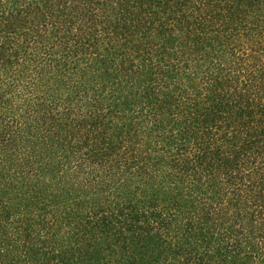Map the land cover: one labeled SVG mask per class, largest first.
Returning a JSON list of instances; mask_svg holds the SVG:
<instances>
[{
  "label": "trees",
  "instance_id": "16d2710c",
  "mask_svg": "<svg viewBox=\"0 0 264 264\" xmlns=\"http://www.w3.org/2000/svg\"><path fill=\"white\" fill-rule=\"evenodd\" d=\"M0 264H264V0H0Z\"/></svg>",
  "mask_w": 264,
  "mask_h": 264
}]
</instances>
